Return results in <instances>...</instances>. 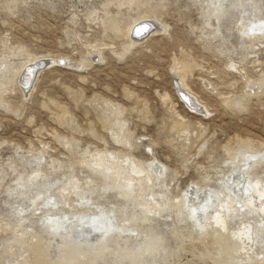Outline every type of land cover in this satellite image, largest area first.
<instances>
[{
    "label": "rangeland",
    "instance_id": "rangeland-1",
    "mask_svg": "<svg viewBox=\"0 0 264 264\" xmlns=\"http://www.w3.org/2000/svg\"><path fill=\"white\" fill-rule=\"evenodd\" d=\"M263 160L264 0H0V264H264Z\"/></svg>",
    "mask_w": 264,
    "mask_h": 264
},
{
    "label": "bare ground",
    "instance_id": "bare-ground-1",
    "mask_svg": "<svg viewBox=\"0 0 264 264\" xmlns=\"http://www.w3.org/2000/svg\"><path fill=\"white\" fill-rule=\"evenodd\" d=\"M142 18V17H141ZM145 23H147V21H144V20H139L137 23H135V25H133V27H131L132 28V38H133V41H134V43H135V41H138V40H140L141 39V37L142 36H135L134 35V33H133V29L135 28V27H141V26H143ZM149 24V23H148ZM145 35V34H144ZM143 35V36H144ZM132 44V43H131ZM54 60V59H53ZM51 61H52V59L50 60H48V59H46V62H44L43 61V59H39V60H37L36 62H33V63H29V64H27V65H25V68H23V70L21 71V77H20V84H21V88L23 89V90H25L27 87H29V85L31 84V78L33 77V75H34V72L36 71V68L38 67V65H41V64H44L45 63V65L46 64H48V63H51ZM41 67V66H40ZM39 67V68H40ZM184 85V84H183ZM187 90H189V89H187ZM190 92V91H189ZM179 93H180V98L186 103V104H188V105H190V106H193V103H192V101H191V99H190V97L188 96V95H186L184 92H181V91H179ZM197 101H198V99H197ZM240 143V142H239ZM241 146V145H240ZM240 146H239V148H240ZM245 147V146H244ZM253 153H254V151H253ZM234 154V153H233ZM255 155H257L258 153H254ZM253 155V154H252ZM248 156V155H247ZM254 156V155H253ZM264 161V160H263ZM254 162V161H253ZM257 162V161H256ZM252 164V163H251ZM253 165V164H252ZM258 165V164H257ZM238 172V171H237ZM249 173V172H248ZM246 178V177H245ZM236 180V179H235ZM235 186V185H234ZM232 188V187H231ZM129 193V192H128ZM193 193V191L192 192H188V193H185L186 194V196L187 197H183L184 199H187L188 197H190L191 196V194ZM64 195V194H63ZM184 195V194H183ZM185 196V195H184ZM203 198H205V197H203ZM191 199V198H190ZM185 201V200H184ZM65 203V202H64ZM204 205V204H203ZM200 206V205H199ZM204 206H207V205H204ZM212 206H214V204L212 205ZM191 207V206H190ZM196 207V206H195ZM211 207V206H210ZM201 209V208H200ZM200 209H198V210H200ZM198 210H196V212L198 211ZM190 211H194L193 209L192 210H190ZM201 211V210H200ZM195 212V213H196ZM84 213V212H83ZM194 212H193V214H195ZM191 214V213H190ZM199 214V213H198ZM201 214H202V212H201ZM216 214V213H215ZM91 215V214H90ZM188 215H189V213H188ZM196 215V214H195ZM201 216V215H200ZM192 217V216H191ZM194 217V216H193ZM196 217H197V215H196ZM198 219L200 218V217H197ZM196 218V219H197ZM218 218V217H217ZM103 219H105V218H103ZM204 219V218H203ZM99 220V219H98ZM106 220V219H105ZM206 220V219H205ZM92 222V221H91ZM100 222V221H99ZM87 223V222H86ZM75 224H76V222H75ZM118 224V223H117ZM77 225V224H76ZM111 226H112V224H110ZM53 226V225H52ZM75 226V225H74ZM99 227V226H98ZM107 227V226H106ZM113 227V226H112ZM62 229H64V228H62ZM79 229H80V227H79ZM82 229V228H81ZM114 229H116V228H114ZM78 230V229H77ZM64 231V230H63ZM106 232V231H105ZM83 233V232H82ZM85 234V233H84ZM149 238L150 237H146V239H145V241H143L136 249H135V252H140V251H142L144 248H147V246H146V244H150L151 242L149 241ZM41 240V239H40ZM38 241H39V239H38ZM43 241V240H42ZM42 241H40V242H42ZM39 244V243H38ZM42 244V243H41ZM44 244V243H43ZM25 245H27L26 243H25ZM40 245V244H39ZM38 245V246H39ZM29 246V245H28ZM36 246H37V241H36ZM35 246V247H36ZM31 247V246H30ZM33 247V246H32ZM34 249V248H33ZM41 249V248H40ZM37 249H35V252H37L36 251ZM41 251V255H43V254H45V253H43L42 254V250H40ZM39 251V252H40ZM36 254V253H35ZM37 255L39 256L40 254H38L37 253ZM44 256V255H43ZM42 256V257H43ZM40 257V256H39ZM41 257V258H42ZM37 259V258H36ZM41 261V260H40ZM41 263V262H40ZM42 264H44V263H42Z\"/></svg>",
    "mask_w": 264,
    "mask_h": 264
},
{
    "label": "water",
    "instance_id": "water-1",
    "mask_svg": "<svg viewBox=\"0 0 264 264\" xmlns=\"http://www.w3.org/2000/svg\"><path fill=\"white\" fill-rule=\"evenodd\" d=\"M151 25L148 23H145L143 26L141 27H135L133 29V33L135 36H143L144 34L147 33V31L150 29ZM41 67H45V63L41 64Z\"/></svg>",
    "mask_w": 264,
    "mask_h": 264
},
{
    "label": "snow or ice",
    "instance_id": "snow-or-ice-1",
    "mask_svg": "<svg viewBox=\"0 0 264 264\" xmlns=\"http://www.w3.org/2000/svg\"><path fill=\"white\" fill-rule=\"evenodd\" d=\"M218 223H220V222L218 221Z\"/></svg>",
    "mask_w": 264,
    "mask_h": 264
}]
</instances>
